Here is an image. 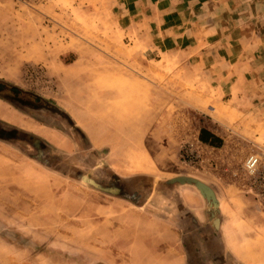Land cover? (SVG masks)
Instances as JSON below:
<instances>
[{"label": "rangeland", "instance_id": "1", "mask_svg": "<svg viewBox=\"0 0 264 264\" xmlns=\"http://www.w3.org/2000/svg\"><path fill=\"white\" fill-rule=\"evenodd\" d=\"M255 1L264 8V0ZM88 6L0 0V84L19 96L0 95V124L30 138L0 139V264H190V227L180 211L187 205L202 225L221 221L235 256L226 249L228 264H264V215L232 175L264 143V130L252 138L234 124L213 122L218 109L210 99L182 97L178 75L154 84L149 109L141 95L117 89L115 72L100 63L114 56L100 46L118 37L100 34L113 24L90 15ZM77 59L82 72L74 80L68 66ZM209 126L222 138L220 159L184 162L182 149ZM138 129L148 130L147 137ZM32 143L59 163L34 160ZM83 176L104 185L133 182L136 196L103 192ZM183 176L214 190L220 214L191 185L163 188L150 181ZM192 235L198 240L197 231ZM198 245L204 264H214Z\"/></svg>", "mask_w": 264, "mask_h": 264}, {"label": "crops", "instance_id": "2", "mask_svg": "<svg viewBox=\"0 0 264 264\" xmlns=\"http://www.w3.org/2000/svg\"><path fill=\"white\" fill-rule=\"evenodd\" d=\"M83 1L89 4L86 11L90 15L113 24L110 31L100 28V34L114 33L117 43L104 40L106 47L98 46L114 56L100 63L115 72V82L120 84L117 89L141 95L149 109L154 84L171 82L178 75L182 97L210 99V105L218 109V116L209 115L215 118L213 122L234 124L252 138L264 130V8L257 1ZM78 63L79 59L68 66L75 72L74 80L82 72ZM150 115L148 112L147 121L151 118L154 126ZM204 131L210 135L205 144L220 148L222 138L212 127ZM135 132L146 138L148 130ZM222 239L234 256L224 234Z\"/></svg>", "mask_w": 264, "mask_h": 264}, {"label": "flooded vegetation", "instance_id": "3", "mask_svg": "<svg viewBox=\"0 0 264 264\" xmlns=\"http://www.w3.org/2000/svg\"><path fill=\"white\" fill-rule=\"evenodd\" d=\"M8 92H12V93H8ZM14 92H15L14 90H11L10 88L0 84V93L9 95V96L6 95L7 96L6 98L3 96L4 99L11 100V97H15L18 99L19 96L17 97V95ZM10 94H13L14 96H10ZM0 139L30 141L28 134L23 132H18V130L16 129L6 128V126L2 124H0ZM32 147L34 151L32 157L38 158L41 161H45L52 166L59 161L57 157L54 158L50 155L49 152H46L45 148H42L43 146H41V144L32 143ZM132 183H128V182L122 183L121 180L115 179V182H111L108 185H104L102 183L101 185L105 187L118 186L119 188L123 189L122 192L125 195H127V197L130 196L135 197L136 195L133 194L132 192L133 190L132 188L133 185H131ZM180 211L184 224H186L187 227H190V231H188V234L186 235V239H185L187 242L192 243L191 247L187 249L189 263L204 264V257L202 256L203 251H201V247L198 245V242H200L201 245H204V251L208 253V256L211 258L214 264H228L225 258L226 248L223 244L222 236L219 232H217L214 226H211V224L202 225L201 221L197 218L196 213L194 212L195 210L191 209L188 205L183 206ZM210 214L211 213L208 212L209 216ZM194 231L198 232V240H196L192 235Z\"/></svg>", "mask_w": 264, "mask_h": 264}, {"label": "built area", "instance_id": "4", "mask_svg": "<svg viewBox=\"0 0 264 264\" xmlns=\"http://www.w3.org/2000/svg\"><path fill=\"white\" fill-rule=\"evenodd\" d=\"M219 151L220 148L205 144L198 137L182 149L181 158L189 164L202 163L206 156L219 160ZM232 175L241 182V192L252 198L257 210L264 215V143L254 145L244 158L240 170Z\"/></svg>", "mask_w": 264, "mask_h": 264}, {"label": "water", "instance_id": "5", "mask_svg": "<svg viewBox=\"0 0 264 264\" xmlns=\"http://www.w3.org/2000/svg\"><path fill=\"white\" fill-rule=\"evenodd\" d=\"M15 91V89H14ZM1 95V93H0ZM78 129V127H77ZM34 160H37L38 162L46 165V166H51L50 164H48L47 162L45 161H41L40 159L38 158H35V157H32ZM52 168H55V167H52ZM83 182H86L88 183L89 185H91L92 187L98 189V190H101L103 192H106V193H110L112 195H115V196H119V197H122V198H125V199H128V200H134V196H130V197H127V195H125L122 191L123 189L119 188L118 186H102L101 184L99 183H96L95 181L93 180H90L86 177H80ZM150 181L153 185H160L161 187L163 188H173L174 186L176 185H191L195 188H197V190H199V192L201 193V195L203 196V198L208 202L209 206L214 209V211H219V214H220V206L217 202V197H216V194L214 192V190L208 186L207 184H205L204 182L196 179V178H193V177H186V176H183V177H176V178H172V179H169V180H158L156 178H150ZM216 217V215H215ZM215 219V218H214ZM221 221L218 220V219H215V222H214V228L219 232L221 233V236H223L222 234V229H221ZM224 246L225 248L226 245H225V241H224Z\"/></svg>", "mask_w": 264, "mask_h": 264}, {"label": "trees", "instance_id": "6", "mask_svg": "<svg viewBox=\"0 0 264 264\" xmlns=\"http://www.w3.org/2000/svg\"><path fill=\"white\" fill-rule=\"evenodd\" d=\"M209 138H210V135L208 134L207 131H204V129L200 131V139H201V141H202L203 143H208V142H209ZM211 142H212V141H211ZM212 143H213V142H212ZM213 144L215 145L216 143L214 142ZM218 145H219V144H218Z\"/></svg>", "mask_w": 264, "mask_h": 264}, {"label": "bare ground", "instance_id": "7", "mask_svg": "<svg viewBox=\"0 0 264 264\" xmlns=\"http://www.w3.org/2000/svg\"><path fill=\"white\" fill-rule=\"evenodd\" d=\"M252 258V257H251ZM254 258V257H253ZM258 260V259H256ZM250 263H253V264H260L258 261H255L254 259H251V261H249ZM262 264V263H261Z\"/></svg>", "mask_w": 264, "mask_h": 264}]
</instances>
